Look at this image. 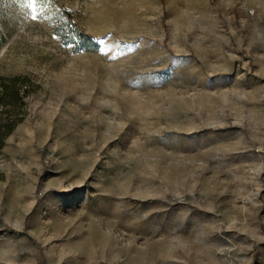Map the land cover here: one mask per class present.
Instances as JSON below:
<instances>
[{"label":"rangeland","instance_id":"rangeland-1","mask_svg":"<svg viewBox=\"0 0 264 264\" xmlns=\"http://www.w3.org/2000/svg\"><path fill=\"white\" fill-rule=\"evenodd\" d=\"M32 7L0 0V264H264V0Z\"/></svg>","mask_w":264,"mask_h":264},{"label":"snow or ice","instance_id":"snow-or-ice-1","mask_svg":"<svg viewBox=\"0 0 264 264\" xmlns=\"http://www.w3.org/2000/svg\"><path fill=\"white\" fill-rule=\"evenodd\" d=\"M39 0H25V4L28 7H32L34 4H38ZM36 9L32 7L33 14L35 13ZM33 18H35V15H33Z\"/></svg>","mask_w":264,"mask_h":264},{"label":"trees","instance_id":"trees-1","mask_svg":"<svg viewBox=\"0 0 264 264\" xmlns=\"http://www.w3.org/2000/svg\"><path fill=\"white\" fill-rule=\"evenodd\" d=\"M81 36H82V38H83L84 40H87L86 38H88V39L90 38L89 35H83V34H82ZM89 42H90V41H89ZM86 44H87V43H86ZM86 44H85V47H86V48H90V46H89V45L87 46ZM93 46H94V45H93Z\"/></svg>","mask_w":264,"mask_h":264}]
</instances>
